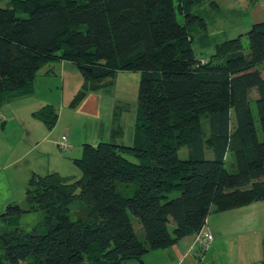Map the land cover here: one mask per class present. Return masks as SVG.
<instances>
[{
    "label": "trees",
    "instance_id": "trees-1",
    "mask_svg": "<svg viewBox=\"0 0 264 264\" xmlns=\"http://www.w3.org/2000/svg\"><path fill=\"white\" fill-rule=\"evenodd\" d=\"M2 1L0 99L31 93L38 70L56 59L84 80L72 105L116 72L140 79L132 142L84 144L73 160L78 177L32 173L25 206L0 212V264H145L148 251L199 233L212 211L264 199V20L248 30L247 52L238 35L222 42L220 61L196 66L192 32L204 18L194 7L205 0ZM32 115L48 129L58 118L52 105ZM36 212L33 227L21 225ZM261 245L264 264V236Z\"/></svg>",
    "mask_w": 264,
    "mask_h": 264
},
{
    "label": "crops",
    "instance_id": "crops-1",
    "mask_svg": "<svg viewBox=\"0 0 264 264\" xmlns=\"http://www.w3.org/2000/svg\"><path fill=\"white\" fill-rule=\"evenodd\" d=\"M208 4L217 6L213 0H208ZM262 10L264 11V2L261 9L255 12L260 14ZM203 24L206 25L205 22ZM214 49L216 51V46ZM108 78L103 80L97 89L88 91L79 104L72 105L75 96L82 90L84 80L73 64L56 59L47 62L38 70L31 93L0 99V112L6 116L4 121L0 120V146L3 137L8 138L14 134H19V140L20 135L25 134V137L34 142L19 148L4 163L0 162V212L9 203H22L24 198L20 196L21 182L26 184L32 173L45 174L55 171L78 175V168L73 160L81 156L84 144L96 145L99 141L122 144L132 142L135 114L131 120V132L124 138V132L119 129L120 125H117L118 129L115 130L116 123L112 117L100 112L102 97L99 92L111 82ZM44 105L54 106L58 114L56 124L51 129L32 115ZM63 136L69 144L66 151H61L56 145ZM253 204L223 211V217L216 221L207 219L198 233L214 235L207 249H199L195 233L182 237L173 246L148 251L143 255L144 263L195 264L200 261L199 264H261L263 256L259 260L253 259L245 241L239 239L233 242L232 246L228 242L248 217L252 216L256 220L259 217L262 221L264 212L257 213Z\"/></svg>",
    "mask_w": 264,
    "mask_h": 264
},
{
    "label": "rangeland",
    "instance_id": "rangeland-1",
    "mask_svg": "<svg viewBox=\"0 0 264 264\" xmlns=\"http://www.w3.org/2000/svg\"><path fill=\"white\" fill-rule=\"evenodd\" d=\"M217 3V6H210L208 0L202 3L200 6L194 8V12H197L204 18V25L200 20L196 22L198 26L192 32L193 40L191 41V48L196 58V66L201 63H207L208 61H220L222 56L219 53L224 51L225 46L222 42L238 35L242 38L243 51H248V41L247 32L254 22L264 20V11L257 14L255 11L261 9L264 0H213ZM2 5L7 4V0L1 2ZM179 19H182L179 17ZM219 46L216 51L214 47ZM216 52V55H215ZM218 53V55H217ZM205 60V61H204ZM110 83L102 87L99 92L102 99L100 104V112L102 114H109L112 120L116 123L114 129L117 130V125H120V130L124 132V138L131 132L132 123L131 120L134 117L135 108L137 107V91L138 82L140 79V73L137 71H119L116 72L114 76L108 78ZM250 106L252 108L253 115L256 117V89L250 88ZM107 112V113H106ZM135 112V113H134ZM108 116V115H107ZM235 120L232 116L231 118V130L234 128ZM202 125L205 131L208 130V122L202 120ZM0 131V136L2 135ZM21 141L19 140V134L17 136L10 135V137H3L0 146V162L1 164L9 158L11 154H14L20 149L25 147V144L32 142V139L25 137V134H21ZM206 156L212 157V153L209 149H206ZM178 156L180 158L187 157V148L182 147L178 150ZM125 157L132 161L137 162V160L129 155ZM225 167L228 170H233V158L230 153L227 154ZM76 169V168H74ZM17 171V170H16ZM21 171V169H19ZM80 176L79 169L76 170ZM71 174V173H70ZM25 186L26 184L21 182V193L20 196L25 198ZM178 191H172L168 194V198L177 196ZM254 208L257 209V213L264 212V199L257 202H253ZM21 205L25 206V201L23 200ZM252 208V206H251ZM251 208H247L248 210ZM224 214L221 212L212 211L207 219L210 221H216L222 218ZM39 213H28L22 216L21 225L25 228L30 229L39 220ZM131 222L133 228L140 240H144L143 229L136 217L130 214ZM262 221L258 219H253L252 216L248 217L244 221L241 228L237 229V233L231 237L228 241L229 245L232 246L233 242H237L239 239L245 241L248 245L250 253L253 259H258L263 256L261 248V239L264 235V216ZM207 221V220H206ZM262 224V225H261ZM233 251H231V254ZM154 253V252H152ZM148 255V254H147ZM157 255V254H153ZM144 256L142 257V259ZM144 261V259H143ZM199 264L200 261H197ZM124 264H138L136 260H127ZM203 264V263H202Z\"/></svg>",
    "mask_w": 264,
    "mask_h": 264
},
{
    "label": "built area",
    "instance_id": "built-area-1",
    "mask_svg": "<svg viewBox=\"0 0 264 264\" xmlns=\"http://www.w3.org/2000/svg\"><path fill=\"white\" fill-rule=\"evenodd\" d=\"M5 119H6V116L0 112V120L4 121ZM56 145L61 151H66L69 149V144L65 136L61 137V139L57 141ZM213 239H214V235L212 233H207L205 235H200L197 233L195 237L196 243L200 250L207 249ZM195 264H198V263L196 262Z\"/></svg>",
    "mask_w": 264,
    "mask_h": 264
},
{
    "label": "bare ground",
    "instance_id": "bare-ground-1",
    "mask_svg": "<svg viewBox=\"0 0 264 264\" xmlns=\"http://www.w3.org/2000/svg\"><path fill=\"white\" fill-rule=\"evenodd\" d=\"M205 61V60H204Z\"/></svg>",
    "mask_w": 264,
    "mask_h": 264
}]
</instances>
